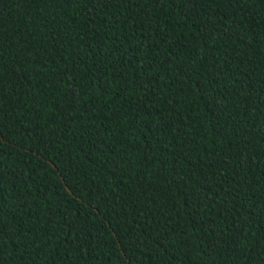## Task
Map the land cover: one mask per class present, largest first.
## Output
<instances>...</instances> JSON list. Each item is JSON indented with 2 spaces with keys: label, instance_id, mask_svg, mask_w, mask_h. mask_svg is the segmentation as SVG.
<instances>
[{
  "label": "trees",
  "instance_id": "16d2710c",
  "mask_svg": "<svg viewBox=\"0 0 264 264\" xmlns=\"http://www.w3.org/2000/svg\"><path fill=\"white\" fill-rule=\"evenodd\" d=\"M0 264H264V0H0Z\"/></svg>",
  "mask_w": 264,
  "mask_h": 264
}]
</instances>
